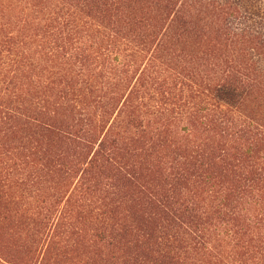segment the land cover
I'll return each instance as SVG.
<instances>
[{"label": "trees", "instance_id": "trees-1", "mask_svg": "<svg viewBox=\"0 0 264 264\" xmlns=\"http://www.w3.org/2000/svg\"><path fill=\"white\" fill-rule=\"evenodd\" d=\"M0 264H264V0H0Z\"/></svg>", "mask_w": 264, "mask_h": 264}]
</instances>
